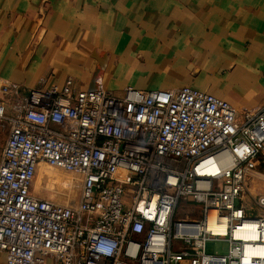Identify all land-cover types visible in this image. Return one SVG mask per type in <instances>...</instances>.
<instances>
[{"label":"built area","instance_id":"1","mask_svg":"<svg viewBox=\"0 0 264 264\" xmlns=\"http://www.w3.org/2000/svg\"><path fill=\"white\" fill-rule=\"evenodd\" d=\"M96 86L68 78L23 94L0 79L7 264H264L253 248L264 243V194L251 210L244 200L264 155V107L238 111L190 87L117 95L99 77ZM43 165L77 178L78 202L34 193ZM183 200L202 216L175 220ZM213 212L225 234L208 230ZM247 226L256 241L237 235ZM211 241L226 253H208Z\"/></svg>","mask_w":264,"mask_h":264},{"label":"crops","instance_id":"2","mask_svg":"<svg viewBox=\"0 0 264 264\" xmlns=\"http://www.w3.org/2000/svg\"><path fill=\"white\" fill-rule=\"evenodd\" d=\"M98 69L117 95L190 87L258 111L264 0H0V79L23 94L68 78L89 90ZM251 179L264 194V155Z\"/></svg>","mask_w":264,"mask_h":264},{"label":"rangeland","instance_id":"3","mask_svg":"<svg viewBox=\"0 0 264 264\" xmlns=\"http://www.w3.org/2000/svg\"><path fill=\"white\" fill-rule=\"evenodd\" d=\"M0 135L3 139L7 135V131L0 126ZM75 176L72 173L49 168L45 165L41 166L36 174L33 182V189L38 193L39 197L45 199H52L57 203H76L79 200V188L76 184ZM72 182V186L70 185ZM252 179L247 184V192L244 196V200L248 206H255L256 191H253ZM259 190L264 192V183L260 184ZM198 219L202 216L200 209L197 205L189 201H181L177 212L175 214V220L182 219L184 217ZM208 253H226L227 243L220 241H211L206 245Z\"/></svg>","mask_w":264,"mask_h":264},{"label":"bare ground","instance_id":"4","mask_svg":"<svg viewBox=\"0 0 264 264\" xmlns=\"http://www.w3.org/2000/svg\"><path fill=\"white\" fill-rule=\"evenodd\" d=\"M223 222H222V224H220V222L218 221V216H217L216 212H213L211 214V216L209 217V220H208V230L213 231L215 233L220 232V233L225 234L227 229H226V225ZM237 235H242V236L246 237V239L248 241H251V240L256 241V239H257L256 238V231L254 230L253 226H251V228H250V226H247L246 230H244L242 232H238ZM253 248L258 253L264 254V243H260V242L255 243ZM247 249L251 250V248H249V246Z\"/></svg>","mask_w":264,"mask_h":264},{"label":"water","instance_id":"5","mask_svg":"<svg viewBox=\"0 0 264 264\" xmlns=\"http://www.w3.org/2000/svg\"><path fill=\"white\" fill-rule=\"evenodd\" d=\"M99 75H100V69H98L93 76L91 86L89 88L90 91H94L96 89V87H97L96 86V80L98 79Z\"/></svg>","mask_w":264,"mask_h":264}]
</instances>
